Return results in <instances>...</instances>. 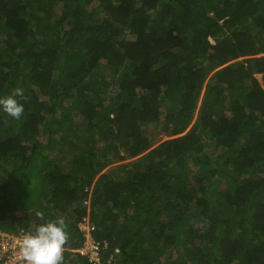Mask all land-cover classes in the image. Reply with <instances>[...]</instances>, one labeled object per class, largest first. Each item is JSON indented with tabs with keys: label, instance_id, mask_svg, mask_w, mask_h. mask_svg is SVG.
<instances>
[{
	"label": "trees",
	"instance_id": "trees-1",
	"mask_svg": "<svg viewBox=\"0 0 264 264\" xmlns=\"http://www.w3.org/2000/svg\"><path fill=\"white\" fill-rule=\"evenodd\" d=\"M8 96L1 233L63 217L97 264L88 211L99 264H264V0H0Z\"/></svg>",
	"mask_w": 264,
	"mask_h": 264
},
{
	"label": "clouds",
	"instance_id": "clouds-1",
	"mask_svg": "<svg viewBox=\"0 0 264 264\" xmlns=\"http://www.w3.org/2000/svg\"><path fill=\"white\" fill-rule=\"evenodd\" d=\"M15 96H18L21 99H26L23 89L20 88L15 89ZM0 108H2V110L9 117L17 121L20 120L24 115L23 104H21L13 96L0 98ZM86 212L87 215L83 218V222L86 226V230L83 235V243L79 249L74 251L80 254L82 257L90 260L88 256L81 254V250L83 249L84 243L86 241L85 235L87 234L88 229L86 223L88 226L90 225L94 227V225L89 223V212ZM36 216L40 220L44 219V215L41 212H37ZM91 233L90 236L93 238ZM69 240L70 234L63 217H60L55 221L41 223L35 227L34 231L26 232L22 235V237L15 241V246L18 248L16 259L22 260L24 264H64V254L67 251ZM98 256H100L99 253ZM112 257L113 254L110 259Z\"/></svg>",
	"mask_w": 264,
	"mask_h": 264
},
{
	"label": "built area",
	"instance_id": "built-area-1",
	"mask_svg": "<svg viewBox=\"0 0 264 264\" xmlns=\"http://www.w3.org/2000/svg\"><path fill=\"white\" fill-rule=\"evenodd\" d=\"M86 236V241L84 243V247L81 250L82 255H86L89 257L90 261H94L95 263H100V258L98 253L101 249L106 247V244H101L96 242L93 238H91L90 233L94 230L93 226H88ZM25 234L23 231L19 230L14 235H7L0 232V264H24L22 260L16 259V254L18 252V248L15 246V241L22 237ZM118 250H115L117 253Z\"/></svg>",
	"mask_w": 264,
	"mask_h": 264
},
{
	"label": "rangeland",
	"instance_id": "rangeland-1",
	"mask_svg": "<svg viewBox=\"0 0 264 264\" xmlns=\"http://www.w3.org/2000/svg\"><path fill=\"white\" fill-rule=\"evenodd\" d=\"M150 133H151V130L149 129V130H148V134H150ZM150 135H153V133H151ZM167 138H168V137H166L165 134H161V135L158 136V139L160 140L159 142L164 141V140H166Z\"/></svg>",
	"mask_w": 264,
	"mask_h": 264
}]
</instances>
